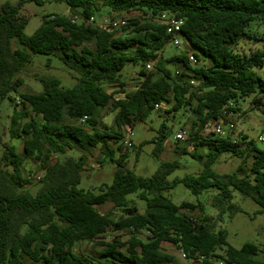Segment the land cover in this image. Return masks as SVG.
<instances>
[{
	"label": "trees",
	"instance_id": "trees-1",
	"mask_svg": "<svg viewBox=\"0 0 264 264\" xmlns=\"http://www.w3.org/2000/svg\"><path fill=\"white\" fill-rule=\"evenodd\" d=\"M71 15L51 14L28 36L27 19L20 17L25 3L7 2L0 7V107L11 93L23 85L21 73L31 63L32 54L53 55L78 74L72 88L62 86L56 77H42L41 93H22L21 99L31 113L19 126L11 127V137L23 138V151L4 142L0 116V264H175L164 249L170 244L183 249L189 260L212 264L221 259L226 264H264L259 248L247 243L238 249L228 242L227 230L215 233L201 205L175 204L167 194L183 184L193 195L214 190V206L220 215L240 209L233 203L234 192L251 199L264 214V150L253 142L241 148L230 134L218 137L213 132L203 138L202 131L216 120L230 101L253 97L254 106L264 109V81L256 70L264 67V49L250 55L236 52L245 39L263 41L251 34L253 23H264V0H63ZM103 9L113 13L138 12L124 30L129 36H117L116 30L98 25L74 23L72 17L96 18ZM183 19L182 36L196 61L193 67L187 53L163 62L161 52L171 43L166 25L159 21L163 13ZM149 17V18H147ZM17 41L22 48L14 49ZM155 62L160 75L154 78L141 70V82L131 93L125 92L121 73L128 64ZM167 63L181 65L173 74ZM119 89L109 92L104 85ZM124 94L122 98L116 95ZM156 104H172V110L191 107L194 114L192 157L203 169L199 174L168 178L180 169L178 160L163 162L151 177L136 175L128 169L129 149L121 133L146 122ZM113 105L117 110L116 127L98 130L103 111ZM34 116H33V115ZM88 117L87 125L70 123ZM40 118V120L38 119ZM169 128L162 124L155 139L154 155L165 150ZM243 139L248 135L243 134ZM148 144L144 141L141 144ZM208 147V155L199 153ZM99 148L102 162L115 163L111 185L99 193L80 188L88 157H66L69 151L90 152ZM141 148L137 150L140 156ZM232 153L252 159L249 172L243 166L231 174H220L214 164L220 156ZM29 159L39 162L43 176L33 194L23 165ZM56 159V160H55ZM146 202L141 213L128 199L131 194ZM106 204L121 210L117 219L103 214L98 207ZM200 209V215L191 212ZM109 232H127L107 240ZM146 232L143 240L139 234ZM97 242L104 250L99 256L76 253L80 242ZM218 250H225L218 255Z\"/></svg>",
	"mask_w": 264,
	"mask_h": 264
},
{
	"label": "rangeland",
	"instance_id": "rangeland-1",
	"mask_svg": "<svg viewBox=\"0 0 264 264\" xmlns=\"http://www.w3.org/2000/svg\"><path fill=\"white\" fill-rule=\"evenodd\" d=\"M21 0H0V7L10 2L12 4H18ZM23 6L20 10V17L27 19L28 24L24 30L25 34L31 36L35 30L42 24L43 17L51 14H61L69 16L71 10L69 6L63 0H24ZM122 17L128 21L134 18H140L138 12L129 13H113L108 9H103L102 12L96 16V22L101 24L104 19L111 17ZM251 34L264 38V23H253L250 27ZM117 36H129L131 30L117 29ZM183 47L178 49L172 43H168L161 52L163 62L170 60L171 58L187 53L188 56L192 55L193 51L190 46L182 40ZM13 48H22L17 41H14ZM236 52L241 55H250L258 50L264 49L263 41L242 40L236 46ZM192 61V60H191ZM146 64L140 62L139 64H128L121 73V80L125 82V92H134L139 84L142 76L141 70L147 71ZM206 64L203 61H192L193 67L202 66ZM166 67L172 71L182 72L181 65H174L173 63H167ZM148 72V71H147ZM146 72V73H147ZM154 78L160 75L159 70L154 67L149 72ZM256 75L264 81V67L256 70ZM23 78V85L18 92L11 93L9 98L2 102L0 107L1 116V131L3 133L4 142L14 145L19 153L23 151V138L11 137V127L19 126L27 119L24 117V113H31L28 106L22 103V93H41L43 86L40 82L42 77H56L62 82V86L66 88H72L77 83L78 74L71 71L64 62L53 55L44 54H32V61L29 63L21 73ZM104 87L109 92L117 91L118 87L105 84ZM124 94L116 95V98L122 97ZM252 98H245L240 100L239 107L241 108L242 117L240 118L239 128L248 135V139L240 140L241 148L247 147L250 142L257 145L258 148L264 150V144L258 141L260 136L264 137V109L258 108L253 105ZM19 99V100H17ZM20 101V102H19ZM33 115V114H32ZM117 110L113 105H109L102 113L100 123L97 126L98 130H104L106 127L115 128V117ZM34 116V115H33ZM194 114L191 107L183 108L179 111L172 110V104H162L159 111H153L146 122L136 124L132 130L131 141L132 146L129 149L128 169L134 172L138 176L151 177L157 171L159 166L163 162H170L178 160L180 162V169L171 175L168 180L171 182L175 178H183L189 174H199L203 165L192 157L194 153V146L191 144L190 132L192 130V120ZM40 120V118L38 117ZM166 124L169 128L168 136L165 141V150L158 158L154 155V149L156 147L155 139L159 135V130L162 124ZM180 129H186L188 131V137L185 141L175 140V135ZM213 130V124H209L201 133L203 138L211 136ZM130 128L124 127L121 131L124 139H128ZM243 135V134H242ZM144 141H148L141 148V144ZM141 148L140 156H137V150ZM4 148L0 147V154H3ZM208 147L201 146L199 153L204 156L208 155ZM86 154L88 157L85 169L82 173V182L80 188L85 190H91L95 193L100 192V188L111 185L114 180V171L117 166L112 162H102L103 155L99 148L92 151L84 152L81 150L69 151L65 156L61 157H80ZM244 157L235 156L232 153H225L220 156L219 160L214 164V169L220 174H231L240 166H243L246 171L249 172L252 164V159L247 158L246 163L243 161ZM56 160V159H55ZM24 175L30 180V184L27 189L33 194L39 189L40 180L43 176V172L40 169V164L37 161L29 159L23 165ZM138 194H131L128 199L132 201L141 213H144L147 205L146 202L138 198ZM217 195L214 190L204 192L200 195H193L191 191L183 184L177 185L167 196L175 203L182 204L183 202H190L195 205H201L204 214L209 217V226L218 233L221 230H227L228 242L235 248H242L245 244L251 243L257 246L260 250L258 259L264 260V214H260V207L251 199L242 196L238 191L234 192L233 203L240 209L238 212L231 210L220 215L217 207L214 206L213 199ZM98 210L103 214H110L113 218L117 219L123 212L116 209L113 204H106L98 207ZM200 209L191 212L194 216L200 215ZM146 232L139 234L141 239H145ZM109 235H118L121 241L126 242L131 234L127 232L114 233L109 232ZM109 241V238H107ZM165 251L173 257L175 264H201L199 260H189L183 258L178 248L170 245H164ZM104 248L97 242L83 241L76 245L74 251L76 253H85L86 255L99 256L103 252ZM225 250H218V255H224ZM212 264H226L221 259H213Z\"/></svg>",
	"mask_w": 264,
	"mask_h": 264
},
{
	"label": "built area",
	"instance_id": "built-area-1",
	"mask_svg": "<svg viewBox=\"0 0 264 264\" xmlns=\"http://www.w3.org/2000/svg\"><path fill=\"white\" fill-rule=\"evenodd\" d=\"M71 19L74 23H84L87 26L98 25L103 29H107V30L121 29L122 27L126 26L128 23V20L126 18H122L118 16L111 17L109 19H104V21L101 24H98L96 22V18L94 17H91L89 19H84L78 15H74ZM159 21H161L166 25V34L171 36V43L178 49H181L183 47L182 40L184 41L183 36L181 34L182 27L184 24L183 19H178L176 17L170 16L168 13L165 12L159 17ZM190 59L196 62V58L193 55H190ZM154 67H155L154 61H150L146 64V69L148 72L152 71ZM161 107L162 104H156L154 110L159 111ZM241 117H242L241 111L236 108L235 103L232 101L228 102L221 109V112L218 114L216 120L214 121L212 132L218 137H225L228 134H230L231 139L234 143L240 141L242 138V134H245L239 128L238 121L240 120ZM87 121H88V117L84 116L78 120V124H80L81 126H86ZM131 135H132V130L130 129L128 134L129 138L124 139L123 141L124 145L129 147L132 146ZM187 137H188V131L186 129H180L175 135V140L185 141ZM258 141L264 144V137L260 136L258 138ZM108 238L111 239L113 237L109 235ZM179 251L183 258L188 259L187 254L184 252L183 249H179ZM262 253L264 254V251ZM198 259L203 260L204 258L199 257Z\"/></svg>",
	"mask_w": 264,
	"mask_h": 264
},
{
	"label": "crops",
	"instance_id": "crops-1",
	"mask_svg": "<svg viewBox=\"0 0 264 264\" xmlns=\"http://www.w3.org/2000/svg\"><path fill=\"white\" fill-rule=\"evenodd\" d=\"M140 82H141V80H140ZM118 89H119V88H118ZM118 89H117V90H118ZM118 95H119V94H118ZM120 95H121V94H120ZM122 97H124V95H123ZM122 97H118V98H122ZM118 98H117V99H118ZM68 122L73 123V124H74V123H78L76 120H70V121H68Z\"/></svg>",
	"mask_w": 264,
	"mask_h": 264
}]
</instances>
